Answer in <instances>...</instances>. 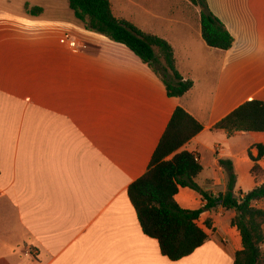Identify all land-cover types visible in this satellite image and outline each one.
Here are the masks:
<instances>
[{"label": "crops", "instance_id": "0c3cea01", "mask_svg": "<svg viewBox=\"0 0 264 264\" xmlns=\"http://www.w3.org/2000/svg\"><path fill=\"white\" fill-rule=\"evenodd\" d=\"M108 1L115 18L169 44L193 86L168 97L146 64L85 29L67 0H0V264H233L242 245L232 211L202 213L209 240L172 262L142 233L127 189L178 107L203 127L178 151L196 155L202 190L224 193L220 160L233 168L236 196L263 184L264 156L250 157L264 133L214 126L245 102H264V0H206L233 38L227 51L206 45L201 8L188 0ZM65 36L78 48L63 46ZM175 201L205 205L188 188Z\"/></svg>", "mask_w": 264, "mask_h": 264}, {"label": "trees", "instance_id": "16d2710c", "mask_svg": "<svg viewBox=\"0 0 264 264\" xmlns=\"http://www.w3.org/2000/svg\"><path fill=\"white\" fill-rule=\"evenodd\" d=\"M201 8V36L210 48L227 51L233 38L222 23L208 10L206 0H188ZM74 17L85 29L105 36L130 50L142 63L157 75L170 98L183 97L193 86L184 80L175 66L170 45L163 39L143 33L133 24L114 17L108 0H67ZM38 14L40 9L35 8ZM34 9L29 13L35 15ZM214 129L227 135L234 133H264V102L248 101L219 121ZM203 127L182 108H176L155 149L148 169L129 185L128 199L135 211L142 233L157 241L161 255L172 262L191 255L209 240L197 221L202 213L216 207L232 211L231 225L237 229L242 249L235 253L233 264H264L261 246L264 244V211L255 203L264 199V182L246 194L235 195L233 168L228 161L220 160L227 180L225 191L217 198L202 190L195 182L202 167L196 155L178 152L197 136ZM258 151L256 162L264 156ZM257 168L254 167L252 172ZM180 188H188L201 198L205 205L197 210H184L175 201ZM205 227L211 224L206 221Z\"/></svg>", "mask_w": 264, "mask_h": 264}, {"label": "built area", "instance_id": "2783aa9c", "mask_svg": "<svg viewBox=\"0 0 264 264\" xmlns=\"http://www.w3.org/2000/svg\"><path fill=\"white\" fill-rule=\"evenodd\" d=\"M60 42H61V44H62L63 46H65V47L68 48V49L75 50V49L78 48L76 42L73 41V40L71 39V37H69V36H65Z\"/></svg>", "mask_w": 264, "mask_h": 264}, {"label": "rangeland", "instance_id": "374dc122", "mask_svg": "<svg viewBox=\"0 0 264 264\" xmlns=\"http://www.w3.org/2000/svg\"><path fill=\"white\" fill-rule=\"evenodd\" d=\"M255 172H257V169L255 170ZM257 173H260V171L259 172H257ZM256 173V174H257ZM239 192H237V194H238ZM255 206L257 207V208H259V209H264V200H261V201H258L257 203H255ZM262 262L264 263V252L262 251Z\"/></svg>", "mask_w": 264, "mask_h": 264}]
</instances>
